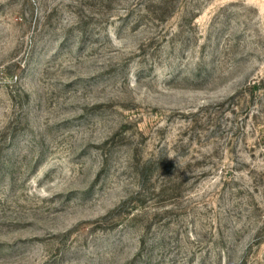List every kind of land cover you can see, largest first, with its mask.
I'll list each match as a JSON object with an SVG mask.
<instances>
[{
    "label": "rangeland",
    "instance_id": "1",
    "mask_svg": "<svg viewBox=\"0 0 264 264\" xmlns=\"http://www.w3.org/2000/svg\"><path fill=\"white\" fill-rule=\"evenodd\" d=\"M0 264H264V0H0Z\"/></svg>",
    "mask_w": 264,
    "mask_h": 264
}]
</instances>
